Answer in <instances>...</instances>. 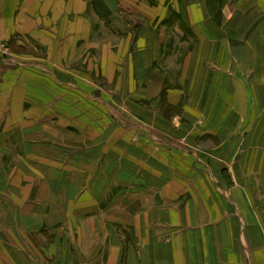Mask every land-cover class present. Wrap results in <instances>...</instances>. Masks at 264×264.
Returning a JSON list of instances; mask_svg holds the SVG:
<instances>
[{
    "label": "crops",
    "instance_id": "obj_1",
    "mask_svg": "<svg viewBox=\"0 0 264 264\" xmlns=\"http://www.w3.org/2000/svg\"><path fill=\"white\" fill-rule=\"evenodd\" d=\"M0 41V264H264V0H0ZM134 119L222 156L116 153Z\"/></svg>",
    "mask_w": 264,
    "mask_h": 264
},
{
    "label": "rangeland",
    "instance_id": "obj_2",
    "mask_svg": "<svg viewBox=\"0 0 264 264\" xmlns=\"http://www.w3.org/2000/svg\"><path fill=\"white\" fill-rule=\"evenodd\" d=\"M8 53H9L8 55H0V59H6V58L11 59V57H10L11 50H9ZM64 80H66L67 82L72 81V83L78 85V86L76 85V87H80V86L87 87L85 84V81L82 80L81 78H76V81L75 80L73 81L71 79H64ZM51 85H55V84L53 82H51ZM112 86L113 85H109L110 88H112ZM62 88L66 89L67 87H66V85H63ZM65 95H66L65 98L67 99L68 102L72 101V103H75L78 101L79 95L76 93V91H73V86H69L67 88V94L65 93ZM112 95L113 94H110V96H112ZM52 96H54V95H52ZM81 99H83V101L85 100L83 97H81ZM98 100L100 103H106L105 98L99 97ZM115 101L119 102V103L116 106V111H113V112L115 113L116 117L118 116L120 122L123 124L122 119H123V116H126V115H124V113L128 112L127 111L128 109L126 107H124V105H122V102L127 103V100H125V99L122 100L120 98H117V99H115ZM108 104H109V102H108ZM83 111L88 112L87 109H85ZM83 111H81V112H83ZM70 112L73 114V112H78V111H76L73 108L68 107V110L66 112L67 115H69ZM110 112H111V110H110ZM163 113L165 114V117L170 119L172 111L170 112V111L164 110ZM131 114H133V113H131ZM69 116H73V115H69ZM120 122H118V124L115 125V129H113V131H114L113 146H115L116 153H143V154L144 153H146V154L163 153V159L168 158L169 163L172 161L171 155L174 154V155L178 156V159H176L175 162L178 163L179 165H183V166L194 165L196 168H198V165H200V166L205 165L204 164V160H205L204 157L205 158H213V157L218 158V157H220V155L222 156V153H216V152H218L217 149L214 150L215 144H217L218 139L215 138L214 136H211V135H199L200 134L199 129L194 131V132H191V134L189 135V138H188L190 146H187V140H185V138L187 137V131L186 130L180 129V130L176 131L168 125L161 124L162 122L160 120L158 121L157 125L159 126L160 130H162L161 133L160 132H153L148 125H145L146 127L139 126L137 124V122H139V121L136 119L131 121V123H129V124H126V125L124 124L125 126L120 124ZM123 128H124V131L122 133ZM119 135H121L120 138H118ZM182 137H183V140H181ZM0 147H2V148H0V152L6 151V148H4L2 145H0ZM101 148L105 149L103 147V145L101 146ZM18 149H20V148H18ZM190 149H194L196 155L184 153V152H187L188 150L190 151ZM202 151H205L207 153H203ZM209 151H215V152L209 153ZM190 153H192V152H190ZM215 164L216 165L214 166V168L216 169V174L218 175L216 177L219 179V181H222V174L219 171L220 169H222V162L216 161ZM169 165H171V164H169ZM185 176L186 177L188 176V177L194 178V179H195V177H199V175L198 176H196L195 174L191 175L189 172L185 173ZM219 176H221V178H219ZM213 177L216 179V181L214 180V178H211L210 181L216 187H218L219 181L215 176H213ZM222 200H224L223 196H222ZM223 204H224V202H223ZM227 207H228V210L230 209L231 211H234L231 209L230 206L226 205V209H227ZM235 227H236V229H239V225L236 226V224H235ZM236 241H237V243H236ZM238 241H239V239H236L234 241L235 244H238Z\"/></svg>",
    "mask_w": 264,
    "mask_h": 264
},
{
    "label": "built area",
    "instance_id": "obj_3",
    "mask_svg": "<svg viewBox=\"0 0 264 264\" xmlns=\"http://www.w3.org/2000/svg\"><path fill=\"white\" fill-rule=\"evenodd\" d=\"M9 47L5 43L0 41V55H8ZM10 59V58H9ZM12 59V57H11Z\"/></svg>",
    "mask_w": 264,
    "mask_h": 264
}]
</instances>
